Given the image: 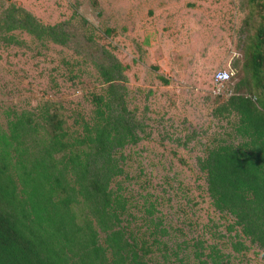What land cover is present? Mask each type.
Listing matches in <instances>:
<instances>
[{
	"label": "rangeland",
	"instance_id": "rangeland-1",
	"mask_svg": "<svg viewBox=\"0 0 264 264\" xmlns=\"http://www.w3.org/2000/svg\"><path fill=\"white\" fill-rule=\"evenodd\" d=\"M14 8L63 24L68 42L8 31ZM263 28L264 0H0V129L23 113L44 126L50 110L70 139L82 137L94 97L110 87L101 67L121 64L112 75L140 139L117 155L123 174L112 188L129 201L123 224L152 246L149 263L200 264L199 249L210 264L214 252L220 264H264V249L213 205L201 168L210 148L242 142L229 97L264 98L247 69L258 46L264 69ZM220 71L232 77L217 87ZM237 241L248 249L236 252Z\"/></svg>",
	"mask_w": 264,
	"mask_h": 264
},
{
	"label": "trees",
	"instance_id": "trees-1",
	"mask_svg": "<svg viewBox=\"0 0 264 264\" xmlns=\"http://www.w3.org/2000/svg\"><path fill=\"white\" fill-rule=\"evenodd\" d=\"M6 25L59 44L69 40L63 24L43 26L22 9L11 10ZM260 32L264 42V28ZM253 53L247 69L264 87L260 46ZM101 68L110 87L94 97L95 121L86 122L82 137L70 139L50 110L44 126L23 113L0 129V264H150L152 246L123 224L129 201L112 188L123 174L117 155L138 142L139 124L112 75L122 65ZM225 107L239 116L235 130L242 142L210 148L201 168L215 208L234 217L242 236L264 249V98L235 93ZM64 149L69 154L58 165L56 155ZM154 210L153 204L147 208L151 215ZM233 249L248 248L237 241ZM213 254L212 262L220 264V254ZM196 257L210 264L199 249Z\"/></svg>",
	"mask_w": 264,
	"mask_h": 264
},
{
	"label": "built area",
	"instance_id": "built-area-1",
	"mask_svg": "<svg viewBox=\"0 0 264 264\" xmlns=\"http://www.w3.org/2000/svg\"><path fill=\"white\" fill-rule=\"evenodd\" d=\"M232 75L229 71H220L213 77V82L217 87H222L228 83Z\"/></svg>",
	"mask_w": 264,
	"mask_h": 264
}]
</instances>
